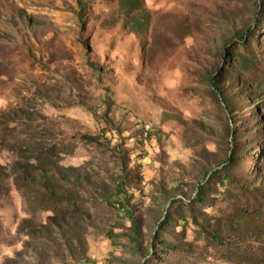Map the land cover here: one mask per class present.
Segmentation results:
<instances>
[{
	"label": "rangeland",
	"instance_id": "obj_1",
	"mask_svg": "<svg viewBox=\"0 0 264 264\" xmlns=\"http://www.w3.org/2000/svg\"><path fill=\"white\" fill-rule=\"evenodd\" d=\"M86 1L0 0V264H264V0Z\"/></svg>",
	"mask_w": 264,
	"mask_h": 264
},
{
	"label": "trees",
	"instance_id": "obj_2",
	"mask_svg": "<svg viewBox=\"0 0 264 264\" xmlns=\"http://www.w3.org/2000/svg\"><path fill=\"white\" fill-rule=\"evenodd\" d=\"M78 1L82 11H84L90 4V2L86 0H78ZM118 7L121 15L123 16L124 25L129 26L134 33H137L138 28L142 26V24L139 23L137 16L143 8V0H119ZM221 91L223 92V90ZM125 185H126V181L123 179L122 187H120V190H117L120 195L122 194L124 196V198H121L122 200H120L121 205H124L123 201L127 200L126 192L124 191L123 188V186ZM131 221L133 224V228H135L136 227L135 218L131 217Z\"/></svg>",
	"mask_w": 264,
	"mask_h": 264
}]
</instances>
